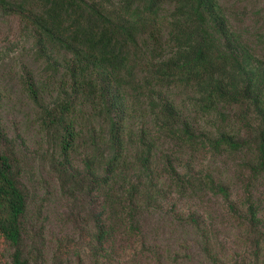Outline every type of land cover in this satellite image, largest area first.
Returning a JSON list of instances; mask_svg holds the SVG:
<instances>
[{"label":"trees","instance_id":"obj_1","mask_svg":"<svg viewBox=\"0 0 264 264\" xmlns=\"http://www.w3.org/2000/svg\"><path fill=\"white\" fill-rule=\"evenodd\" d=\"M235 8L0 0L32 59L24 115L0 80V264H264V35Z\"/></svg>","mask_w":264,"mask_h":264},{"label":"rangeland","instance_id":"obj_2","mask_svg":"<svg viewBox=\"0 0 264 264\" xmlns=\"http://www.w3.org/2000/svg\"><path fill=\"white\" fill-rule=\"evenodd\" d=\"M233 5H235L236 10L240 11V17L246 21V24L254 23L258 29V32L264 35V0H232ZM242 13V14H241ZM257 20V21H256ZM254 21V22H253ZM257 22V23H256ZM22 28L18 22L10 21L8 19L1 18L0 16V80L3 83L7 90L10 91L8 94V99H10L9 106H13L16 108L18 112L22 115L27 112V108L23 105V103L19 102V90L16 85V76L15 72L19 71L20 66L23 63L31 65V57L30 51H28V39L24 36H21ZM15 76V77H14ZM182 99V96H181ZM18 101V102H17ZM24 106V107H23ZM33 163L40 167L44 172L45 168L42 165H39V160H33ZM35 175H33V181L35 182V186L42 191V187L46 186L48 178L41 177L35 171ZM49 206H55V202L53 199L48 201ZM47 205V203L45 204ZM54 209V208H53ZM57 209L55 208V211ZM52 217V214L50 215Z\"/></svg>","mask_w":264,"mask_h":264}]
</instances>
